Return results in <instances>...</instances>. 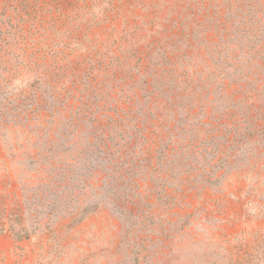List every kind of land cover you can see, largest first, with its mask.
Instances as JSON below:
<instances>
[{"label": "rangeland", "instance_id": "rangeland-1", "mask_svg": "<svg viewBox=\"0 0 264 264\" xmlns=\"http://www.w3.org/2000/svg\"><path fill=\"white\" fill-rule=\"evenodd\" d=\"M218 1L0 0V264H264V150L212 181L161 168L179 122L201 136L212 120L216 103L198 91L184 109L160 91L207 78L189 57L218 40ZM112 123V145L130 147L121 164L152 156L137 181L102 173L109 155L79 169L85 134L91 144ZM63 176L81 191L68 206L26 201Z\"/></svg>", "mask_w": 264, "mask_h": 264}, {"label": "trees", "instance_id": "trees-1", "mask_svg": "<svg viewBox=\"0 0 264 264\" xmlns=\"http://www.w3.org/2000/svg\"><path fill=\"white\" fill-rule=\"evenodd\" d=\"M218 2L225 8V18L217 25L218 40L204 43L205 54L198 58L194 55L189 57L191 62L197 60L209 70L207 78H203L201 85L194 88L189 83L184 88L173 87L168 92L162 87L160 91L171 106L178 105L183 109L192 104L194 92L197 91L206 103H216L211 105L213 117L205 123L207 128L203 135L191 136L196 129L186 128L185 124L179 122L172 133L182 135V139L171 136L160 144L159 152L163 157L161 168L165 173L169 171L174 181H184V175L185 181H212L220 170L222 177L234 170L242 160L249 161L248 155L264 150V0ZM212 69L217 71L216 86L207 82L213 76ZM211 95L214 96L213 100H210ZM34 98H38L36 94ZM154 108L157 110L158 107ZM85 111L79 110L76 116H71L70 122L75 132L86 128ZM211 121L216 125L212 126ZM107 130H110V134L106 133ZM117 133L118 126L112 123L109 129L100 131L91 144L89 136L85 134L86 145L78 154L79 169H87L90 163L95 168V164H92L93 154L99 156L101 161L109 155L111 159L100 168L107 175L111 172L112 181H137L142 174H146L152 156L147 153L148 162L142 160L140 166L136 155L131 152L130 156L126 154L128 161L121 164L120 160L130 147L116 142ZM137 134L141 136L142 130L139 129ZM187 135L191 136L189 143H185ZM112 139H116L113 145ZM198 167L201 168L199 172ZM80 194L81 191L77 192L76 187L70 186L67 176H63L61 181H46L35 194L28 193L26 201L33 197L39 203L51 200L52 204L68 202V206L72 200L69 199ZM6 208V202L0 198V210ZM3 218L1 215V226Z\"/></svg>", "mask_w": 264, "mask_h": 264}]
</instances>
